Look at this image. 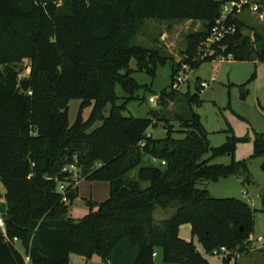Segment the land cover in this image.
Masks as SVG:
<instances>
[{"label":"trees","instance_id":"16d2710c","mask_svg":"<svg viewBox=\"0 0 264 264\" xmlns=\"http://www.w3.org/2000/svg\"><path fill=\"white\" fill-rule=\"evenodd\" d=\"M239 1L0 0V182L8 206L0 264H71L73 255L98 257L103 264H156L159 256L164 264H210L193 241L181 238L185 225L207 254L226 247L230 261L234 253L251 250L249 205L199 188L248 174V161H213L234 157L238 145L251 139L230 131L222 147L212 148L194 110L203 104V89H173L183 66L197 70L230 55L237 62L264 61V37L241 15L229 20L235 34L214 45L213 56L206 53L222 7ZM148 21L201 22L204 29L189 35L176 63L162 50L134 44ZM133 60L138 72L153 79L159 67L172 64L162 109L147 119L125 116L142 88L133 77ZM27 61L24 93L25 68L18 65ZM72 100L81 105L71 126ZM172 102L186 105L187 115L177 117L185 139H175L169 124L166 138L148 137L167 121L164 111ZM253 145L251 159L264 158V133L254 132ZM81 180L109 183L110 197L89 202L90 214L74 220L70 207ZM171 211L169 218H157Z\"/></svg>","mask_w":264,"mask_h":264},{"label":"rangeland","instance_id":"374dc122","mask_svg":"<svg viewBox=\"0 0 264 264\" xmlns=\"http://www.w3.org/2000/svg\"><path fill=\"white\" fill-rule=\"evenodd\" d=\"M241 19L247 23L251 30L259 32L264 37V9L254 14L245 12ZM201 22H158L148 21L141 33L134 41L137 46L162 50L167 56L173 58L176 63L182 60V53L187 46L189 35L203 31ZM251 32V31H250ZM247 35H252L246 32ZM25 68L21 74V82L29 81L28 73L30 63L24 62L18 65ZM131 69L135 71L134 79L142 87L135 94V100L128 103L125 116L140 119L150 118V112H159L162 105L159 101L164 91H169L172 79V64L159 67L156 78H151L145 73L138 72L135 60L131 63ZM213 77L216 83L203 89L200 98L203 101L201 107H196L195 112L201 117L202 123L209 136L212 148L222 147L227 137L233 131L239 138L249 137L250 142L240 144L234 157L227 156L213 161L217 165H230L233 160L248 161L249 173L242 176L222 179L219 182L208 183L199 186L206 189L216 199H237L243 201L252 210L254 221V233L251 238L250 251L245 254H233L230 261L224 256L207 254L196 238L192 236L191 228L185 225L181 229V238L187 242L193 241L198 250L210 264H264V158L251 159L254 154V132L264 133V61L237 62L234 60H217L203 63L190 75L188 82L181 89L186 93L188 87L195 92L200 82H209ZM116 94L121 99L125 98V92L118 86ZM156 98V105L150 104V98ZM124 101L120 100L119 104ZM81 101L72 100L69 104V123L72 126L78 117ZM166 122L157 125V129L149 133L154 139H164L167 136V126L173 127L174 138L185 139L178 116L187 115L184 103L172 102L165 108ZM91 113V109L85 111V118ZM99 126V125H97ZM210 158L206 156L205 159ZM79 195L70 207V217L80 220L90 214L89 202L100 204L110 197V185L104 182L79 181ZM147 187V185H145ZM5 189L0 182V196H4ZM173 212L165 216L157 215L158 219L169 218ZM71 264H103L102 260L95 257L88 261L82 257L73 255ZM156 264H164L159 256Z\"/></svg>","mask_w":264,"mask_h":264},{"label":"built area","instance_id":"2783aa9c","mask_svg":"<svg viewBox=\"0 0 264 264\" xmlns=\"http://www.w3.org/2000/svg\"><path fill=\"white\" fill-rule=\"evenodd\" d=\"M264 9V0H241L239 2H233L226 4L222 7V12L220 18L216 21L214 27L211 30V34L207 39L204 46L206 47V53L210 56H213L214 53L210 49L214 45H218L222 42L225 37L232 36L235 34L236 29L229 25V20L231 17H235L236 15H241L245 12H251L254 14L260 13ZM206 54V55H207ZM219 60H233V56L230 55L228 58H220ZM194 70L188 66H183L180 73L175 77V81L173 84V89L175 91H180L185 83L188 82V79L191 74H193ZM216 83V78L213 77L209 82H200V87L202 89L209 88L212 84ZM150 104L156 105V98H150ZM148 137H151V134H148ZM165 163H163L164 165ZM71 170H75L72 166ZM66 186L61 184L59 187V191L64 194V202L67 203L66 197ZM2 203H6V200L3 196H0V205ZM0 228L2 231H5V220L4 216L0 213ZM18 240L15 239L14 242L16 243ZM230 252L226 247H223L219 250L214 251L213 255L215 256H226Z\"/></svg>","mask_w":264,"mask_h":264},{"label":"water","instance_id":"95a60500","mask_svg":"<svg viewBox=\"0 0 264 264\" xmlns=\"http://www.w3.org/2000/svg\"><path fill=\"white\" fill-rule=\"evenodd\" d=\"M21 88L24 93L29 91V81H22ZM8 206L7 203H2L0 205V213L5 216L7 214Z\"/></svg>","mask_w":264,"mask_h":264}]
</instances>
